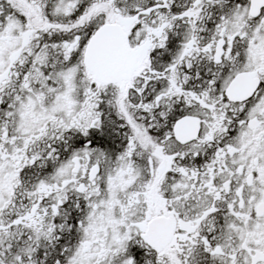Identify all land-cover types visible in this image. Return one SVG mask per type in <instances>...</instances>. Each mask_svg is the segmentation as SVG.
Here are the masks:
<instances>
[{
  "label": "snow or ice",
  "instance_id": "snow-or-ice-1",
  "mask_svg": "<svg viewBox=\"0 0 264 264\" xmlns=\"http://www.w3.org/2000/svg\"><path fill=\"white\" fill-rule=\"evenodd\" d=\"M0 264H264V0H0Z\"/></svg>",
  "mask_w": 264,
  "mask_h": 264
}]
</instances>
